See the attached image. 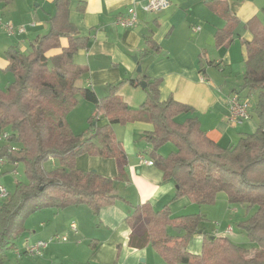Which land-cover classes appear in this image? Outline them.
Here are the masks:
<instances>
[{"label":"trees","instance_id":"obj_1","mask_svg":"<svg viewBox=\"0 0 264 264\" xmlns=\"http://www.w3.org/2000/svg\"><path fill=\"white\" fill-rule=\"evenodd\" d=\"M9 3L10 0H0ZM219 1V0H218ZM211 9L226 25L215 38L217 47L233 44L238 19L224 1H213ZM50 29L30 44L31 52L12 46L6 51L9 71L14 81L6 90L0 88V135L11 128L10 137L0 147V157L9 164L25 166L27 182L17 181L15 190L0 203V264L7 252L17 249L29 215L44 208L56 211L70 206L88 205L95 214L104 207L124 201L116 193V183L126 182L127 153L116 138L114 127L132 122H146L153 130L145 139L153 148L150 158L165 180L176 186L174 200L189 197L198 205L213 204L225 193L230 205H242L255 212L241 223L251 249L233 243L227 237L208 236L202 251H189L193 236L201 230L204 217H173L168 206L155 210L149 202L131 207L126 222L131 229L130 245L142 249L150 245L168 264H264V25L258 18L247 23L252 40H242L246 49L242 91L257 93L252 111L258 119L255 133L240 138L236 144L222 147L201 128L195 111L173 98L162 101L158 83L144 73L147 98L138 109L130 108L118 95L119 85L108 96L99 98L91 88L77 85L88 69L75 62L77 54L88 48L89 38L81 36L70 21V0H55V14L48 20ZM68 45H62V39ZM148 48L158 50L152 37L145 38ZM57 50L55 55H48ZM149 50L141 52L142 57ZM135 87L140 82L128 80ZM78 97L95 106L97 115L89 120L92 135L82 139L72 130L69 113ZM184 117V121H180ZM107 119V123L102 121ZM172 143L167 156L159 150ZM81 155L117 159L120 173L114 180L97 172L76 169ZM59 159L60 166L47 172L43 163ZM25 253V252H24ZM22 254V252H21ZM26 254V253H25Z\"/></svg>","mask_w":264,"mask_h":264},{"label":"crops","instance_id":"obj_2","mask_svg":"<svg viewBox=\"0 0 264 264\" xmlns=\"http://www.w3.org/2000/svg\"><path fill=\"white\" fill-rule=\"evenodd\" d=\"M213 1H224L229 11L238 19L239 25L233 33L234 42L237 35L240 40H252L248 27L242 35L238 31L240 24H247L264 11V5H260L257 0H169L170 7L157 13L141 10L146 0H70V21L81 36L90 40L88 48L75 57L78 65L88 69L78 79L77 85L93 89L99 98L108 96L111 88L119 85L117 95L130 108L138 109L145 102L147 93L140 84L135 87L128 80L143 82L144 73L151 81L158 83L162 101L173 98L177 103L191 107L199 116L202 130L220 146H232L243 136L255 133L259 122L253 111L251 118L242 125L234 126L228 122L227 99L236 87L225 89L224 83H217L209 77L208 67L215 66L219 69L234 63L229 52L230 46L234 48V42L229 47H217L215 44L216 34L226 25V21L211 9ZM133 6L139 9L138 24L132 28L118 26L117 18L126 15ZM54 14L55 0L0 1V19L25 28L21 34L7 36L13 38L8 40L1 30L3 26H0V42L3 44L2 51L0 49V70L6 71L8 67L6 51L10 47L15 46L26 52L27 45L29 47L36 37L49 32L48 20ZM146 37H152L159 49L148 48L145 44ZM61 41L64 47L68 45L66 38ZM241 46L242 53H237L246 60V49L243 44ZM145 50L149 51L142 57L140 54ZM57 52L52 50L48 55H55ZM134 58L138 60L135 61ZM139 65L142 66V73H138ZM88 109L90 114H94L91 107ZM76 118L74 116L75 123ZM107 122L105 119L102 124ZM152 130V125L146 122L114 127L116 138L129 156L125 169L127 181L124 185L123 182L116 184V193L124 201L104 207L98 214L86 204L59 211L44 208L46 212L42 213L45 214L33 222L29 229L30 235L26 236L23 246L7 252L3 257L4 264L149 262L152 253L150 245L142 249H135L130 245L132 231L126 219L131 207L149 202L159 211L168 206L173 217L190 215L188 210L195 207L189 197L174 200L175 184L165 180L162 172L154 165L142 162L139 158L142 153L135 156L136 150L141 146L140 141L146 142L145 134ZM2 145L0 142V147ZM84 163L88 164L89 169L112 180L120 173L117 159L95 156L86 158ZM13 169V165H7L3 175L10 174ZM122 186L125 187L123 191L120 189ZM72 224L76 225V233L71 230ZM204 232L203 230L202 234L192 237L189 244L191 253H201L206 235ZM55 236H66L68 240L52 241ZM41 241L52 243L48 244L41 255L34 256L35 260L24 258L27 255L24 253L26 245ZM19 249H22L20 255L17 252ZM9 253L16 258L15 262L9 258ZM153 260L156 261L157 258Z\"/></svg>","mask_w":264,"mask_h":264},{"label":"rangeland","instance_id":"obj_3","mask_svg":"<svg viewBox=\"0 0 264 264\" xmlns=\"http://www.w3.org/2000/svg\"><path fill=\"white\" fill-rule=\"evenodd\" d=\"M260 5H264V0H257ZM264 7V6H263ZM258 19H260L264 25V11L259 14ZM7 23L6 21H3L0 26L2 27L3 24ZM15 26V25H14ZM0 27V28H1ZM17 27V26H16ZM23 27V26H21ZM247 27V24H240V30L238 31L240 35L242 33H246L245 28ZM1 30L5 33L4 36H10L8 32L4 30L2 27ZM8 40L13 39L10 37H7ZM238 40V41H237ZM242 40L239 39V36H236V42H234L233 47L230 46L229 52L230 56L232 59H234V63L231 62L232 64L226 66L225 68H216L215 66L213 67H208V72H209V77L212 81H215L217 83H224L223 85L225 86V89L228 88H233L236 87L237 89H240L243 86V71L245 69V60L243 59V56L240 57V54L237 53L240 51L242 53ZM2 42H0V49L2 51L3 46ZM232 49V50H231ZM31 52V47L27 45V51L25 53H30ZM3 53V52H2ZM77 63V62H76ZM14 81V76L9 72V71H4L0 70V88L3 90H6L8 86L13 83ZM142 88V87H141ZM143 89V88H142ZM145 90V89H144ZM243 96L246 97V99L249 100V102L252 105V109L254 110L256 107L258 95L257 93H252L248 97V92L242 91ZM79 101L77 103V106L69 113L68 115V122L71 125L72 130L74 133L78 136H81L82 139H87L92 135V130H91V125L89 120L92 117H95L97 115L95 106L91 103H88L84 99H81L78 97ZM81 99V101H80ZM91 107L93 109L94 114H90V110L88 109ZM74 116H77L76 118V123L73 122ZM199 117V116H198ZM180 121H184L185 118L182 117L180 118ZM6 131L11 132V128H6ZM140 148L136 150L135 156H138V154L142 153L148 160L150 158V151L152 150L153 146L148 143L147 141H140ZM174 150V146L172 143H167L165 144L160 150V154L163 156H167ZM128 156V155H127ZM94 156H89V155H81L76 159V169L79 171H82L84 173L88 172H96L94 169H89L88 164L84 163V160L86 158H91ZM129 158V156H128ZM43 168L45 171L49 172L53 170L55 167L60 166V160L59 159H49L46 160L43 163ZM15 170L18 172L17 176L12 175V173L7 174V175H2L0 180L1 184H3L9 191V193H13L15 190V186L17 181L21 182H27L28 177L26 174L25 166L23 164H20L15 168ZM98 173V172H97ZM125 182H123L122 185H124ZM120 185V182L116 183ZM121 191L125 189L124 186H122ZM181 199V198H180ZM2 201V199H0ZM194 203V202H193ZM194 209L188 210L189 214L193 215H201L204 217V220L202 221L201 224V230L205 231L206 234H217L220 236H225L229 238L233 243L244 246L246 248H253L256 247L255 244L250 242V239L248 238L246 232L241 226V223L248 218L252 216V214L255 212V210H250L248 212V209L242 205H230L228 202V199L225 195V193H220L218 194L216 201L213 204H207V205H198L196 203ZM47 210V209H46ZM42 212H46L45 209L44 211H37L29 215L25 221V231L23 235L20 237V239L17 241L18 247H22L25 241L26 236L30 235V227L33 224L34 221L38 220L36 219L39 216H43ZM44 218V217H43ZM40 219V218H39ZM47 223V222H46ZM229 227L233 228L232 233H227V229ZM48 243H52V241H48ZM20 252L22 249H19ZM154 249H150V258L149 262L143 264H168ZM25 255V254H24ZM13 254L9 253V258L15 262L16 258L12 257ZM30 256V255H28ZM27 255L24 256V258L29 259V260H35L34 256L28 257ZM157 258V262L153 260L155 257ZM32 257V258H31ZM153 257V258H152Z\"/></svg>","mask_w":264,"mask_h":264},{"label":"built area","instance_id":"obj_4","mask_svg":"<svg viewBox=\"0 0 264 264\" xmlns=\"http://www.w3.org/2000/svg\"><path fill=\"white\" fill-rule=\"evenodd\" d=\"M170 7L169 0H146V3L141 6V10L147 13H157L164 11ZM139 22V9L136 6L131 7L126 15L119 16L116 20V24L118 26L124 28H132L136 26ZM3 21L0 19V24ZM3 28L6 32L9 33L10 36H14L17 33L21 34L25 31L24 27H16L12 23L7 22L3 24ZM229 115L228 122L231 125L239 126L242 125L245 121L251 118L252 105L246 97H242L239 94H230L227 99ZM10 133L4 132L0 135V142H5L9 139ZM140 160L148 165H154L152 161H147L144 155L139 156ZM9 165L7 159L0 157V178L4 174V170L6 166ZM14 169L11 171L12 175L17 176L18 172L15 170L17 166L13 165ZM10 193L8 189L1 184L0 180V199L4 201L9 197ZM71 230L73 232H77V228L75 224L71 225ZM233 229L230 227L227 230V233H232ZM68 238L66 236H55L52 241H67ZM48 242L41 241L36 244H27L24 252L30 256H39L41 252L48 246ZM18 254L21 252L18 250Z\"/></svg>","mask_w":264,"mask_h":264},{"label":"water","instance_id":"obj_5","mask_svg":"<svg viewBox=\"0 0 264 264\" xmlns=\"http://www.w3.org/2000/svg\"><path fill=\"white\" fill-rule=\"evenodd\" d=\"M134 60L137 61L138 58H134ZM138 73H142V66H141V65L138 66ZM140 86H141L143 89H146L147 84H146L145 82H140ZM198 233H199V234H202L203 231H202V230H199Z\"/></svg>","mask_w":264,"mask_h":264}]
</instances>
